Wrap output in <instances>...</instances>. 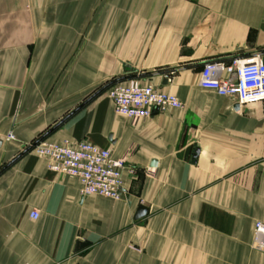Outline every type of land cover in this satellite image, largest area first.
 Listing matches in <instances>:
<instances>
[{
  "label": "crops",
  "instance_id": "obj_1",
  "mask_svg": "<svg viewBox=\"0 0 264 264\" xmlns=\"http://www.w3.org/2000/svg\"><path fill=\"white\" fill-rule=\"evenodd\" d=\"M258 52L264 0H0V264H264V104L200 85ZM131 78L183 107L133 123L106 89ZM59 123L127 159L120 201L24 154Z\"/></svg>",
  "mask_w": 264,
  "mask_h": 264
},
{
  "label": "built area",
  "instance_id": "obj_2",
  "mask_svg": "<svg viewBox=\"0 0 264 264\" xmlns=\"http://www.w3.org/2000/svg\"><path fill=\"white\" fill-rule=\"evenodd\" d=\"M200 85L233 99L239 107L264 104V53L208 61L201 71ZM107 95L117 114L130 118L133 123L183 107L176 96L138 78L112 84ZM13 139L10 134L9 140ZM32 150L48 161L51 171L79 180L83 197L121 200L126 158H116L111 150L88 141L53 143L43 140ZM31 217L38 219L39 214L33 212ZM252 244L255 250L264 252V223L255 224Z\"/></svg>",
  "mask_w": 264,
  "mask_h": 264
},
{
  "label": "water",
  "instance_id": "obj_3",
  "mask_svg": "<svg viewBox=\"0 0 264 264\" xmlns=\"http://www.w3.org/2000/svg\"><path fill=\"white\" fill-rule=\"evenodd\" d=\"M104 90V89H103ZM101 93V91H100ZM99 94V93H98ZM97 94V95H98ZM96 95V96H97ZM91 100V99H90ZM89 100V101H90ZM88 101V102H89ZM87 104V103H86ZM236 109H239V106L236 105ZM61 125V123H59L56 127H54L49 133L45 134L43 137H41L39 140H37L35 143H33L32 146H30L29 148H27L25 151H24V154L29 152L31 150V148L35 147L36 145H38L39 143H41L43 140H45L55 129H57L59 126ZM147 214V209L143 206L139 207V210L137 212V215L135 217L136 220L138 219H141L143 218L145 215Z\"/></svg>",
  "mask_w": 264,
  "mask_h": 264
},
{
  "label": "trees",
  "instance_id": "obj_4",
  "mask_svg": "<svg viewBox=\"0 0 264 264\" xmlns=\"http://www.w3.org/2000/svg\"><path fill=\"white\" fill-rule=\"evenodd\" d=\"M110 86H111V85L107 86L106 89H108ZM32 145H33V144H32ZM32 145H31V146H32ZM32 149H33V148H31V150H32Z\"/></svg>",
  "mask_w": 264,
  "mask_h": 264
}]
</instances>
